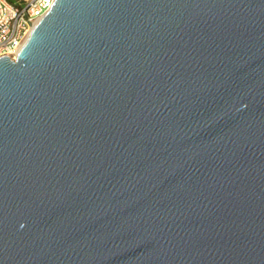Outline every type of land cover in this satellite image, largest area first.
Listing matches in <instances>:
<instances>
[{
    "label": "water",
    "instance_id": "1",
    "mask_svg": "<svg viewBox=\"0 0 264 264\" xmlns=\"http://www.w3.org/2000/svg\"><path fill=\"white\" fill-rule=\"evenodd\" d=\"M0 264H264V0H56L0 59Z\"/></svg>",
    "mask_w": 264,
    "mask_h": 264
},
{
    "label": "built area",
    "instance_id": "2",
    "mask_svg": "<svg viewBox=\"0 0 264 264\" xmlns=\"http://www.w3.org/2000/svg\"><path fill=\"white\" fill-rule=\"evenodd\" d=\"M56 0H0V59L17 60Z\"/></svg>",
    "mask_w": 264,
    "mask_h": 264
}]
</instances>
